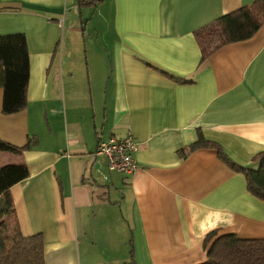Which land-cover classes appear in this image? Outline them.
I'll list each match as a JSON object with an SVG mask.
<instances>
[{
    "label": "crops",
    "instance_id": "1",
    "mask_svg": "<svg viewBox=\"0 0 264 264\" xmlns=\"http://www.w3.org/2000/svg\"><path fill=\"white\" fill-rule=\"evenodd\" d=\"M98 1L110 52L102 48L91 68L88 61L85 79L58 54L63 23L82 9L75 0H0V36L22 34L28 50L26 107L0 113V141L29 143L20 156L0 152V166L23 163L28 174L8 191L21 235L41 236L44 264H117L128 258L129 234L133 264L202 263L212 231L264 240V204L246 192L242 175L210 148L178 155L199 131L234 164L257 169L251 159L264 150V22L201 64L192 36L251 0ZM202 9L214 15L207 19ZM146 65L193 83H173ZM1 99L0 90V107ZM126 134L136 143L138 169L130 176L106 169V177L94 155L97 137ZM112 173L117 203L109 196ZM120 207L125 232L117 228L113 239L122 246L105 257L94 246L97 225L117 223Z\"/></svg>",
    "mask_w": 264,
    "mask_h": 264
},
{
    "label": "trees",
    "instance_id": "2",
    "mask_svg": "<svg viewBox=\"0 0 264 264\" xmlns=\"http://www.w3.org/2000/svg\"><path fill=\"white\" fill-rule=\"evenodd\" d=\"M98 0H75L77 9L95 6ZM264 22V0H251L248 4L222 14L192 31L199 49V64L215 50L228 44L250 39ZM167 80L177 84H192L191 80L170 76L154 67ZM28 83V50L22 34L0 36V90L2 91L0 113L3 116L18 113L26 107ZM14 147L0 141V152L20 156L28 148ZM210 148L216 158L230 171L244 178L246 192L264 204V150L251 161L256 170L240 167L230 161L219 146L203 139L199 131L195 141L180 149L178 155L185 158L190 152ZM28 176L23 163L7 164L0 167V264H44L43 243L39 234L24 237L16 220L9 189ZM130 240H128L130 246ZM203 246L205 260L199 264H264V240H240L235 235L217 236L208 233ZM133 264L132 251L129 262Z\"/></svg>",
    "mask_w": 264,
    "mask_h": 264
},
{
    "label": "rangeland",
    "instance_id": "3",
    "mask_svg": "<svg viewBox=\"0 0 264 264\" xmlns=\"http://www.w3.org/2000/svg\"><path fill=\"white\" fill-rule=\"evenodd\" d=\"M100 5H101L100 2L98 1V3L95 6L83 7L80 10L79 15L73 13L71 15L73 19L72 23L71 24H68L67 22L63 23L62 35L58 45V54L61 52L60 58L63 65L68 61L71 62L73 71L79 72V74L83 75L85 79H86L88 61H89V66L91 68L93 63V58L97 57L98 55H102L101 54L102 48L110 52L109 50L110 45L105 44L103 40L104 35H106L107 37L110 35L108 29V21L106 16L103 14L102 11L103 8ZM202 11L207 19H210L212 15H214V14L210 15L209 11L207 12V9L206 10L202 9ZM218 16L219 14L213 16L212 18ZM80 18H82V21L80 20ZM73 27H76V29L73 30ZM86 107H87V102H85L84 110H86ZM3 155H7L6 156L7 158L12 157L11 154L9 153ZM102 161H103L102 158L100 157L97 158L98 164H100L101 168L103 167L107 177L108 172L106 171V167H104L103 164L101 163ZM117 175L118 174L112 173L111 179L114 181L115 187L108 188L110 199L116 203L119 202L120 200V190H119L120 185L118 184L119 180ZM121 176L119 177L121 178ZM117 210L121 212L118 215V218L116 217V219H118L117 223L115 222L114 224H111L110 220L103 219L97 225L98 233H100L101 236H99L100 240L96 242L94 246L96 250H98L105 257H110L113 255L112 252L113 246L114 244H117V242H115V239L113 238L115 237V234L117 233L118 229L119 231L125 232V227L123 224V221H125L124 208L120 207ZM120 236H121V232L118 238H120ZM128 240H130L129 241L130 246ZM126 242L128 248V258L127 256L124 255L123 257H118L119 259L115 257V259H117L118 261L117 264H119L120 262H127V263L129 262V251L130 250L132 251V248L135 245V240L132 239L131 234H129L128 239L126 237V241L123 247H126ZM117 246L120 247L122 246V244L118 243ZM132 255H133V251H132Z\"/></svg>",
    "mask_w": 264,
    "mask_h": 264
},
{
    "label": "built area",
    "instance_id": "4",
    "mask_svg": "<svg viewBox=\"0 0 264 264\" xmlns=\"http://www.w3.org/2000/svg\"><path fill=\"white\" fill-rule=\"evenodd\" d=\"M135 151L136 143L126 134L122 138L111 136L104 141L97 137L94 155L103 158L107 171L130 176L138 169L133 158Z\"/></svg>",
    "mask_w": 264,
    "mask_h": 264
}]
</instances>
